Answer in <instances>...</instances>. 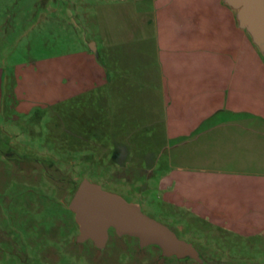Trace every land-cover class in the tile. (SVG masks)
Wrapping results in <instances>:
<instances>
[{"label": "crops", "instance_id": "1", "mask_svg": "<svg viewBox=\"0 0 264 264\" xmlns=\"http://www.w3.org/2000/svg\"><path fill=\"white\" fill-rule=\"evenodd\" d=\"M91 44L100 76L90 50L65 66L82 67L74 95L100 82V147L145 175L180 233L264 264V56L230 3L100 0ZM57 61L33 76L56 82Z\"/></svg>", "mask_w": 264, "mask_h": 264}, {"label": "rangeland", "instance_id": "2", "mask_svg": "<svg viewBox=\"0 0 264 264\" xmlns=\"http://www.w3.org/2000/svg\"><path fill=\"white\" fill-rule=\"evenodd\" d=\"M91 43L100 48V0H0V264H260L211 253L200 235L180 233L145 175L100 147V82L74 95L82 67L65 66ZM55 58L56 82L33 76L35 62ZM82 181L132 204L186 247L169 250L110 225L101 241L81 238L69 203Z\"/></svg>", "mask_w": 264, "mask_h": 264}, {"label": "water", "instance_id": "3", "mask_svg": "<svg viewBox=\"0 0 264 264\" xmlns=\"http://www.w3.org/2000/svg\"><path fill=\"white\" fill-rule=\"evenodd\" d=\"M236 11L240 25L247 31L252 43L264 52V0H227ZM89 50L94 53L93 45ZM69 208L80 223V237L101 241L107 226L118 233L136 236L142 241L157 242L169 250L186 247L176 241L160 224L145 218L131 204L100 190L98 186L82 181L74 191Z\"/></svg>", "mask_w": 264, "mask_h": 264}, {"label": "trees", "instance_id": "4", "mask_svg": "<svg viewBox=\"0 0 264 264\" xmlns=\"http://www.w3.org/2000/svg\"><path fill=\"white\" fill-rule=\"evenodd\" d=\"M95 134H93V136H94Z\"/></svg>", "mask_w": 264, "mask_h": 264}]
</instances>
